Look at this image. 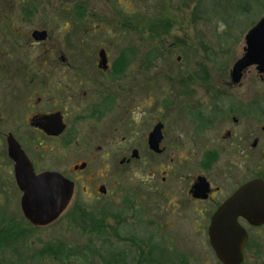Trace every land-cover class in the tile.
<instances>
[{
    "label": "rangeland",
    "instance_id": "obj_1",
    "mask_svg": "<svg viewBox=\"0 0 264 264\" xmlns=\"http://www.w3.org/2000/svg\"><path fill=\"white\" fill-rule=\"evenodd\" d=\"M261 16L264 0H0V237L7 228L17 232L14 245L0 238V264H139L145 257L146 264H221L208 240L209 211L199 213L198 204L176 188H155V164L146 146L137 149L138 159L122 164L119 160L130 158L131 150L87 149L95 159L85 173L97 171L98 181L112 192L90 202L80 192L86 185L80 176L78 200L52 223L33 226L20 210L6 154L7 130L23 117L14 104L21 100L8 93L5 63L52 59L41 43L30 42L33 29L45 28L51 35L45 46L63 48L71 39L69 56L75 61L93 60L100 47L110 59L122 51L121 59L130 62L123 92L136 99V111L154 108L149 96L182 109L179 80L192 78L193 101L206 99L200 78L212 81L230 67ZM253 83L255 92L264 91ZM77 151L85 150H45L40 166L71 173ZM106 152L112 161L102 177ZM55 154L61 157L57 162ZM82 210L104 216V231L92 229L98 224L79 216ZM240 264H264V258Z\"/></svg>",
    "mask_w": 264,
    "mask_h": 264
},
{
    "label": "flooded vegetation",
    "instance_id": "obj_2",
    "mask_svg": "<svg viewBox=\"0 0 264 264\" xmlns=\"http://www.w3.org/2000/svg\"><path fill=\"white\" fill-rule=\"evenodd\" d=\"M35 30H45L44 39H36L32 35ZM30 37V42L41 43L52 54V59L5 63L7 90L17 96L15 100H21L20 104H14L23 117L22 121H12L5 138L13 136L35 173L55 171L73 183L66 209L79 198L81 177L86 185L80 192L90 202L112 192L98 181L101 174L97 171L85 173L90 160L95 159L87 151L93 147L131 150L130 158L123 156L119 160L122 164L130 162L131 158L138 159L137 149L146 146L155 164L152 173L155 188L158 185L176 188L188 200L198 204L199 213L209 211L207 235L211 215L221 203L243 184L255 179L264 182V91L255 92L253 87V80L264 87V71H260L259 63H252L242 69L239 78L232 76V67L245 53V45L230 67L216 74L212 81L209 77L200 78L206 99L193 101V90L189 85L193 79L181 78L178 95L185 96L182 109H174L175 103L172 107L169 101L159 102L149 96L154 108L139 109L138 112L134 107L136 99L126 98L128 95L123 92V79L130 62L121 59L122 51L110 59L108 50L100 47L93 60L75 61L69 56L74 49L71 39L64 40L67 44L63 48L56 43L45 46L51 38L45 28L33 29ZM156 139L157 149L154 150L150 144ZM68 148L85 150L77 151L78 159L73 163L71 173L40 166V161L46 160L45 150ZM109 153L102 156V177L109 172L112 161ZM6 154L15 180V163L8 156L7 142ZM60 158L55 154L52 160L57 162ZM81 165L84 167L80 168ZM21 195L20 191L22 212ZM206 204H210L209 209ZM76 205L75 209L79 204ZM237 222L247 235L242 261L264 258V221L253 224L238 216ZM199 228L204 229V226ZM15 235L6 239L10 245H14Z\"/></svg>",
    "mask_w": 264,
    "mask_h": 264
},
{
    "label": "water",
    "instance_id": "obj_3",
    "mask_svg": "<svg viewBox=\"0 0 264 264\" xmlns=\"http://www.w3.org/2000/svg\"><path fill=\"white\" fill-rule=\"evenodd\" d=\"M45 34V30H35L32 33L36 39H44ZM244 39L245 53L232 67L234 79L239 78L242 69L252 63H259L260 71H264V16L246 32ZM6 142L8 156L15 163V181L22 193L20 204L24 216L37 226L52 223L69 204L73 183L55 171L35 173L31 162L12 135L7 136ZM157 142V139L150 142V148L156 150ZM133 155L135 156V153ZM82 167L84 165L80 166ZM238 216H243L253 224L264 221L262 180L255 179L243 184L211 215L208 239L221 264L242 262V248L247 235L245 229L237 222Z\"/></svg>",
    "mask_w": 264,
    "mask_h": 264
},
{
    "label": "trees",
    "instance_id": "obj_4",
    "mask_svg": "<svg viewBox=\"0 0 264 264\" xmlns=\"http://www.w3.org/2000/svg\"><path fill=\"white\" fill-rule=\"evenodd\" d=\"M75 212L78 213L79 211L75 210ZM80 215L84 216L85 219H87L89 217L90 218L89 220L92 223H94V224L97 223L98 224L97 227L95 226V228H92V229H94L97 232H103L104 231V229H105L104 222H103L104 221V216L102 218H99V217H97V216H95L93 214L87 213L86 211H83V210L80 212L79 216ZM6 227H8V226H6ZM15 233H17V232H16V230L14 228H12V229L7 228L5 230V234L3 236L1 235L0 238L3 239V241H6V239L9 238V236L14 235ZM96 253L99 255L98 252H96ZM150 253H151V250H149L146 254H150ZM143 259L144 260H140L139 264H146V261H147L148 258L145 257ZM155 261L159 262L157 260H155ZM149 262H150V260H148V263Z\"/></svg>",
    "mask_w": 264,
    "mask_h": 264
}]
</instances>
